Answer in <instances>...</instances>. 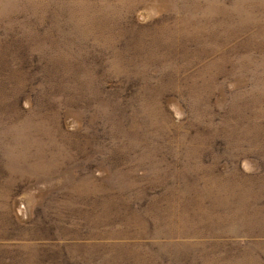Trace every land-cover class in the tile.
Here are the masks:
<instances>
[{
    "label": "rangeland",
    "instance_id": "rangeland-1",
    "mask_svg": "<svg viewBox=\"0 0 264 264\" xmlns=\"http://www.w3.org/2000/svg\"><path fill=\"white\" fill-rule=\"evenodd\" d=\"M0 264H264V0H0Z\"/></svg>",
    "mask_w": 264,
    "mask_h": 264
}]
</instances>
